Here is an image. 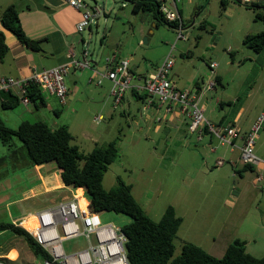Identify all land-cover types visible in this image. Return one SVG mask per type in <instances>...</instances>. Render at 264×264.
I'll return each instance as SVG.
<instances>
[{"label":"rangeland","instance_id":"374dc122","mask_svg":"<svg viewBox=\"0 0 264 264\" xmlns=\"http://www.w3.org/2000/svg\"><path fill=\"white\" fill-rule=\"evenodd\" d=\"M84 1L88 5H93L95 1L104 14L90 30L86 29L81 33L83 42L79 41V59H82L84 51L87 61L98 64H104L105 60L116 56L117 62L128 61V69L135 74H141L146 70L156 71L155 65L170 53L173 61L177 63L174 69L177 70L178 66L186 76L196 69L206 71V75H209L208 63L216 62L225 70L224 78L230 80L229 87L226 86V81L223 82L227 94L248 91L253 85H256L252 88L257 94L261 89L264 90V69L257 74L260 59L255 60L258 53L245 47L241 39L243 31L247 29L246 24L249 27L254 20L256 26L264 28V23L255 20L252 12L232 2L233 5L230 4L229 0L224 8L220 4L221 0H181L178 3L183 22L184 38L181 40H177L178 32L175 28L157 24L149 12L133 13L131 4L127 2ZM231 11L234 13L230 14ZM249 28L250 31L259 29L252 25ZM84 70H76L77 75ZM173 73L174 70H170L168 77ZM64 83L66 87L71 85L67 75ZM85 84L86 87L81 92H87L96 98L99 94L107 95L104 110L111 112L113 116L112 119L105 116L103 122L94 120L89 125L94 130L93 133L102 136L103 140L97 145L115 141L118 149V157L103 175L102 186L105 190L111 189L117 185V179L130 185L132 196L155 222L159 221L167 207L174 208L182 222L174 240L171 259L181 254L183 242L192 243L209 254L219 236L239 239L245 242L248 254L256 258L264 256V230L252 228L255 218L264 217V193L257 191L256 198L245 194L233 214V210L230 211L223 204L227 193L226 186L230 184L225 182L220 192L219 178L206 177L198 173L195 166L185 165V144L190 139L185 126L179 132L175 125L163 119L159 121L161 115L150 114L147 118L146 112L142 114V101L136 99L130 90L126 91L123 103L114 107L113 97L110 95L112 83L110 88L105 83L95 84V80L93 83L86 80ZM43 95L48 99L45 92ZM52 102L60 110L54 99ZM21 105L19 101L14 109L4 110L0 101V118L10 129H16L17 123L22 121H43L49 126L53 121L61 125L71 123L69 115L63 114L57 119L50 109L22 115L19 113L24 108ZM28 108L34 110L33 105ZM94 114L96 113H90L92 119ZM21 116L23 118L19 120ZM157 125L159 129L155 131ZM69 133L72 136L71 145L77 146L84 155L96 146L80 136L77 126L71 125ZM13 146H21L15 137ZM200 147L193 146L192 149L199 151ZM7 154L8 148L0 143V158H5ZM196 160L198 162L199 159ZM193 163L197 166L196 162ZM43 166L47 173L50 172L52 179L59 173L54 162ZM41 183L33 170L20 168L4 159L0 164V223L15 221L20 225L25 215L42 209L40 205L48 196L31 198L32 193L39 190ZM53 195H60V192ZM85 204L81 201L82 206ZM98 215L102 224H112L118 229L130 222L127 216L121 214L103 212ZM227 216L231 220L234 218L230 224L225 222ZM29 224L32 226V220ZM63 247L66 253H73L85 249L86 241L82 236L73 238L64 241ZM11 249L18 252V257L13 262L5 257ZM11 253L16 255L15 251H10L9 254ZM0 261L3 264H42L28 250L24 240L9 231L0 233Z\"/></svg>","mask_w":264,"mask_h":264},{"label":"crops","instance_id":"0c3cea01","mask_svg":"<svg viewBox=\"0 0 264 264\" xmlns=\"http://www.w3.org/2000/svg\"><path fill=\"white\" fill-rule=\"evenodd\" d=\"M240 1L243 3H259L264 5V0ZM230 4L232 3L230 2ZM10 6H13L18 12L19 22L25 35L30 40H39L40 43L39 50L32 51L20 44L14 35L5 30L0 23V34H2L4 43L7 46V53L0 61V77L26 79L29 78L34 71L38 72L42 69H50L67 63L71 59V54H73L74 58L79 59L78 46L79 41L82 43L83 39L81 33L76 32L75 26L81 19V11L68 6L62 0H0V15ZM238 7L248 10L240 5H238ZM234 11H231L230 14H233ZM248 11L252 12L251 10ZM251 25L256 28L259 27V29H256L258 31H250L251 28L249 27ZM251 25L248 27V24H246L247 29L242 33V40L246 35H254L264 31V28L261 26H256L254 20L251 21ZM90 28L88 29L90 30ZM114 58L116 61V56H114ZM165 58L166 57L155 65V68H157ZM259 59L260 66L257 70V74L259 73L258 71L264 69V50L258 53V57H256L255 61ZM88 63L89 68L85 69L82 74L77 75L76 71H71L67 75L71 85L67 87L68 92L64 103H60L54 96L45 92L48 99L43 95L45 106L40 109H50L57 119L61 118L63 114L69 115L71 117V123L64 126H66L68 130H70L71 125L77 126L80 130V136L86 138V141L89 143L97 145L103 140L101 138L102 136L93 133L94 130L90 129L89 125L93 124L94 120L101 122L105 121V116L110 119L113 118L111 112L104 110L107 95L99 94L98 98H96L92 94L81 92V90L84 89V86L86 87V80L88 82L90 79H92L93 82L94 80L95 82L98 80V77L94 74L95 70L106 72L111 69V64L107 63L106 60L104 64H98L93 61H88ZM176 64L177 63L173 61L171 70L173 69L174 73L171 77L169 75V79L180 89H194L197 92L198 105L203 109V114L208 121L217 126H233L237 130V136L232 140L233 146L221 144L207 132L202 135L201 140H198L196 134L188 131L187 126L189 119L180 113L178 107L173 106L170 111H167V106L165 104H160L155 98L149 96L145 92L133 88L143 86L147 76L153 73L152 71L146 70L144 73L135 74L128 69L132 77L131 82L133 81L132 84L130 83L132 88L129 90L136 99L142 101V114L146 112L147 118L150 114L161 115V118H158L159 121L163 119V121L175 125L179 132H182V128L185 126L186 133H189L190 137L185 144L187 148V152H185L187 157L185 165L190 166L191 164L195 166L194 169L206 177L211 176L216 177V179L219 178L221 180L219 186L220 192L225 182L230 184V186H226L227 193L224 197L223 204L228 206L230 211L233 210L232 213L234 214L235 210L240 206L245 194H250V196L256 198L257 191L264 193V127H261L257 133L255 138L256 142L253 146V154L259 162L246 168V165L240 160V149L244 144L246 134L251 130L257 117L259 115H264V90L261 89L260 93L257 94L254 88H252L256 85H253L248 91L227 94V88H224L223 82L226 81V86L229 87L230 80L224 78L225 70L219 65H217V72L214 76L210 75L211 73L209 74L210 76L206 75V71H201L199 69L191 70V74L186 76L185 72L178 66L177 70L174 69ZM199 75L202 76L199 78ZM103 83H105L107 88L111 87L110 80L103 78L100 85ZM210 84H213V86L211 87ZM125 95L126 92L120 103H123ZM53 99L59 104L60 110L52 102ZM1 100L0 97V101ZM250 101L254 102V104H250ZM29 105L33 104L29 103L26 106L22 104L21 106L24 108L19 110V113H22V115H31L40 110L36 109L34 105V110H29ZM23 110L26 111V114ZM91 112L96 113L93 119L90 116ZM22 118L23 116H21L19 120ZM20 123L17 124L19 125ZM59 126L62 125L53 121L49 127L51 129H56ZM158 129L159 127L157 125L154 130L156 131ZM199 145L201 146L199 151L192 149L193 146ZM196 159H199L198 162ZM218 161H222V165L217 166L216 163ZM193 162H196L197 166ZM30 169L33 170L42 181L39 190L35 193L33 192L31 198L41 195L48 196V198L42 202V205H40L42 207L40 210L51 207L72 195L79 197L80 203L84 201L88 204V199L84 197L86 194L83 189H71L70 187H66L59 173L52 179L50 172L47 173L43 165L28 168V170ZM209 188L213 189V187ZM57 191L60 192V195H53ZM215 193L218 194V191ZM34 213L36 212L28 213V215ZM28 215H25L23 218ZM262 218H255L252 228L264 230V219ZM233 219L234 218H232V220ZM31 220L32 219L26 221L24 226L28 228ZM232 220L228 216L225 218L227 224H230ZM12 223L16 224L15 221ZM233 240L235 239H233L232 236L227 238L219 236L217 241L214 240L216 242H214L213 248H210L209 254L213 257L221 258L228 245ZM10 251H15L16 255L13 253L9 254ZM5 257L10 262H13L17 259L18 252L16 249H11L6 253Z\"/></svg>","mask_w":264,"mask_h":264},{"label":"trees","instance_id":"16d2710c","mask_svg":"<svg viewBox=\"0 0 264 264\" xmlns=\"http://www.w3.org/2000/svg\"><path fill=\"white\" fill-rule=\"evenodd\" d=\"M122 1L131 4L133 13L149 12L157 24L175 28V23L165 20L159 12L157 0ZM229 1L251 10L255 20L264 23V5L243 3L240 0ZM227 2L228 0H221L220 4L224 8ZM0 23L20 44L32 51L39 50V40H30L25 35L18 12L13 6L2 12ZM242 43L255 53L261 52L264 50V31L246 35ZM6 53L7 46L0 34V61ZM26 96L36 109L45 106L43 92L38 86H29ZM0 97L4 110H11L19 105V99L12 93H3ZM13 137L21 143L20 147L13 146ZM71 140L72 136L64 125L51 129L43 121H22L16 129H10L0 118V143L8 148V154L5 158H0V164L4 159H8L10 163L25 169L54 162L66 187L83 189L91 212H111L127 216L130 222L122 231L127 239L125 247L128 264H264V256L256 258L248 254L245 243L238 239L228 245L221 258L213 257L192 243L183 242L181 254L171 259L174 240L182 222L174 208L167 207L159 221L155 222L132 196L130 185L117 179V185L113 188H103V175L118 157L115 141L96 145L90 153L84 155L77 146L71 145ZM249 167L250 165H246V168ZM5 231L21 237L37 259L42 262L49 259L46 252L18 224L0 223V233Z\"/></svg>","mask_w":264,"mask_h":264},{"label":"built area","instance_id":"2783aa9c","mask_svg":"<svg viewBox=\"0 0 264 264\" xmlns=\"http://www.w3.org/2000/svg\"><path fill=\"white\" fill-rule=\"evenodd\" d=\"M68 6L81 11V19L76 24V32L82 33L90 28L104 12L96 5H88L84 0H62ZM181 0H157L158 10L168 22L175 23L177 40L183 39V22L180 16L178 3ZM87 54L84 51L82 59L74 58L60 66L34 71L29 78L14 79L11 77H0V96L3 93H12L17 96L20 103H30L26 96V89L31 86H38L43 92L54 96L60 103H64L67 96V87L64 77L71 71L84 70L89 68L86 60ZM111 64V69L106 72L98 70L94 74L98 77L96 84L100 85L103 78L112 83L111 96L113 106L120 104L124 93L131 87V74L128 70V62H116L114 56L106 60ZM173 66V58L168 54L164 61L149 74L143 86L133 87L145 92L151 97H156L157 102L165 104L167 111L176 106L181 114L189 119L188 131L197 135L201 140L202 135L207 132L216 138L221 144L231 145L232 140L237 136V130L233 126H217L208 121L203 109L198 105V94L194 89H180L172 82L169 71ZM212 76L215 75L217 64L210 62L208 66ZM89 82H93L92 79ZM212 87L213 84H210ZM210 88V87H209ZM264 125V115H259L253 123L251 130L244 138V144L240 149V160L244 165H254L259 162L253 155V145L257 133ZM222 165V161L216 163ZM32 219V226L25 227L24 223ZM22 227L30 237L46 252L49 259L42 264H128L126 256V236L122 229L112 224H102L98 213L91 212L88 204L82 206L79 197L72 195L63 199L55 205L40 210L32 215L23 218ZM83 237L86 241V248L66 253L63 242ZM0 264H3L0 261Z\"/></svg>","mask_w":264,"mask_h":264}]
</instances>
